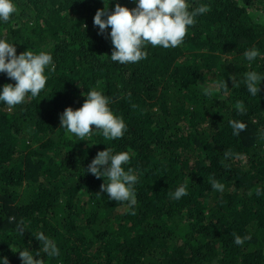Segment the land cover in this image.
<instances>
[{"label":"trees","instance_id":"16d2710c","mask_svg":"<svg viewBox=\"0 0 264 264\" xmlns=\"http://www.w3.org/2000/svg\"><path fill=\"white\" fill-rule=\"evenodd\" d=\"M15 2L0 37L17 54L46 48L55 71L45 70L38 97L0 103V255L21 264L17 250L39 251L35 235L43 232L60 249L55 258L42 253L43 264H264V82L256 96L242 82L246 71L264 74V24L256 16L264 0H189L209 11L184 42L148 45L146 59L128 64L111 61V41L93 19L105 4L131 9L134 0ZM252 47L261 55L249 64L243 54ZM5 83L15 81L0 73ZM91 88L123 117L122 138L94 131L81 141L60 128V114L81 107ZM241 101L244 114L235 108ZM230 120L245 130L234 136ZM106 147L130 154L134 215L86 171ZM212 178L223 192L212 189ZM180 185L187 195L172 199Z\"/></svg>","mask_w":264,"mask_h":264},{"label":"clouds","instance_id":"9594fccd","mask_svg":"<svg viewBox=\"0 0 264 264\" xmlns=\"http://www.w3.org/2000/svg\"><path fill=\"white\" fill-rule=\"evenodd\" d=\"M110 2V0H109ZM135 7L128 8L117 2L114 8L108 6L98 9L95 13L93 24L98 26V35L110 39L112 52L111 61L120 64L138 63L147 58L146 48L161 47L170 49L179 47L194 26L198 16L209 11L206 4L195 8L189 7V0H134ZM108 5V4H107ZM17 12L15 0H0V22L6 23ZM257 22L264 24V14L256 13ZM110 30V31H109ZM244 59L251 64L260 55L256 47L245 50ZM55 71L53 56L46 48L35 53L28 50L17 54L15 44L6 38L0 37V73L15 81L0 86V103L14 107L25 102L26 98H36L45 89L47 76L45 70ZM247 92L256 96L260 92L261 82H264V74L257 71H246L242 80ZM235 86H239L236 83ZM225 87L221 84L215 90ZM212 87L203 89L205 95L213 94ZM82 106L76 110L67 107L60 114V128L66 130L81 141L87 140L94 131H98L108 140L122 138L126 131V123L122 116L115 114L110 107V99L102 91L95 88L88 89ZM236 110L240 114L245 113L244 103L237 102ZM229 125L232 134L238 136L245 130L246 124L240 120H230ZM92 126H95L93 129ZM88 141V140H87ZM228 155V153H226ZM130 154L127 151L114 152L106 147L98 151L95 158L88 164L86 171L96 178H102L100 185L102 193L107 194L110 201L127 202L128 210L135 214L134 207L137 204V192L135 185L138 176L132 168H125L129 164ZM212 189L223 192L225 185L215 178L210 180ZM187 195V186L180 185L171 193V198L180 200ZM23 228L18 229L20 234ZM234 235V243L242 245L244 238ZM41 243L39 251L33 252L28 248L17 250L21 264H43L41 254L49 258L60 255V249L56 242L43 232L35 235ZM16 252V251H15ZM35 257V258H34ZM0 264H9L6 256L0 255Z\"/></svg>","mask_w":264,"mask_h":264}]
</instances>
